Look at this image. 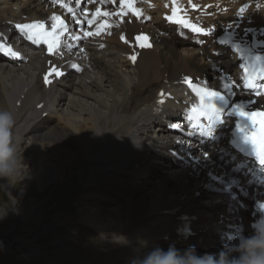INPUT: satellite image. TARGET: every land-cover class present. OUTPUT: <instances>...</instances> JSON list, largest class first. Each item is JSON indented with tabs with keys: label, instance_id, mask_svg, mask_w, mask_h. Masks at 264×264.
Segmentation results:
<instances>
[{
	"label": "bare ground",
	"instance_id": "1",
	"mask_svg": "<svg viewBox=\"0 0 264 264\" xmlns=\"http://www.w3.org/2000/svg\"><path fill=\"white\" fill-rule=\"evenodd\" d=\"M163 1L151 0L156 12L163 11ZM64 2L72 8L74 6L77 7L78 10L71 15L76 20L84 21L85 16L80 10L85 7L89 9L88 5L83 4L78 7L77 4L79 3H74L72 0H64ZM55 6L56 4L53 3V0H0V25L10 18H14L15 21L19 22L24 21L27 17L29 19L49 18L57 12L62 16H70L64 7H57L55 11H51L48 8H54ZM252 17L257 22L264 23V10L260 13L256 12ZM128 28L132 32L139 31L138 29H133L130 25H128ZM146 29L153 30L157 36L162 31H166L169 36H161L156 39L157 46L161 49V52L158 55L144 56L134 70H131L130 65L120 57V43L116 38L109 39L108 48L103 51H97L100 49L101 44H97L96 47L90 45V52L87 54L83 49H88V47L81 41H74L70 37L67 46L70 50L78 52V58L81 60L78 66L70 65L71 70L83 69L86 66H90L91 70L77 77L76 82L74 81L75 77L72 76L68 81L60 85L63 90L57 89L54 99L55 101L57 99L58 102H53L52 112L56 114L60 111L62 113L57 116L58 120L55 123H53V120H55L54 117L56 115L51 113L45 120H41L42 113H37L33 110L34 118H32L31 124L24 131L16 132V129L19 128L16 126L18 124L16 121H14L15 124L9 125V128L13 130L11 133H9L8 127L1 126L0 158L2 154H6L8 158L0 161V182L5 187V190L10 193H13L12 188L16 187L17 183H22L24 186L22 195L26 197L30 195V190L34 185L42 190L50 186L52 181H54L53 184L59 181L63 183L68 170L76 171L77 167H81L82 164L85 166L90 165L92 173L82 170V175L84 174L82 178H91V180L89 181L90 184L83 187L84 201H82L85 206L82 207L85 208L79 212L81 217L73 222L74 219L59 216L56 223L70 227L73 232L78 227L84 226L97 231L101 235H113L115 239L114 241H109V243L116 244V241H119L118 244L122 245L134 244L138 247L139 264H145L141 262L144 258L151 259V261L154 260L156 264H166L169 244L171 243H167V247L160 246L157 254H148L149 249L143 246L142 243L151 242L152 239L164 231L162 229H151L148 224L144 223V220L150 218L154 211V215H158L164 209L177 207L168 206L174 202V198L164 195L163 206L158 204L160 197L154 198L162 191L167 190L166 188L168 187L172 188V190H177L171 182L175 180L174 176H178V179L182 177L189 178L190 181L194 180L195 177L184 176L183 172L179 171L181 169L180 166L171 169L169 163L161 160L155 163L160 164L161 167L164 166L167 169H171V172L167 173L168 175L166 176H162V173L160 174L157 171L152 173L149 184H152V179L157 177L159 179L158 192L154 190L143 196L127 197V191L136 186L138 181L132 175V169L124 167V162L127 161L128 156L111 159L115 151L120 153L125 150V146L118 149L113 145L111 135L115 134L121 138H126L133 133L138 121L147 120L152 116L150 105H153L155 98H153L152 94H142L144 90L149 91V84L152 81L162 84L163 76L166 73H170L169 76L174 77L170 85L176 89L178 86L174 84L183 73L193 76L207 74L215 79L217 86H223L224 81L228 79L224 77V74L235 68V61L223 49L217 50L211 47L196 49L190 41L179 39L171 28L164 25L159 16L156 17L155 27L150 25ZM181 44L190 45L194 53H188L187 55L180 53L178 46ZM202 51H204L203 54H201ZM24 58L29 61V65L27 64L20 68H14L7 61L0 59V120L8 116L10 112L7 108V95L12 100L20 91V87H22L21 90L23 91L26 87L31 86V91L28 94V100L31 103H34L33 97L35 95L42 101L48 95V92L44 91L40 79L37 78L35 80V74L30 71V66L39 69V65H43L40 61V55L29 56L24 49ZM127 69L138 72L137 83H131L128 81L127 76L122 74ZM98 70H104L105 75L113 72L107 78L111 89L103 88L106 98L96 97V103H89V96L91 95L87 91L89 88L88 81L104 77L92 75L89 72ZM73 94L82 95L86 97V100H68V96ZM183 101V99L177 98L176 106H182L181 109H187L193 103L190 99L186 100L184 104ZM88 103L91 107L87 108ZM85 105L86 107L84 108ZM174 108L176 107L167 104L165 110L172 113L175 111ZM142 125L145 126L146 122H142ZM157 128V133L150 136L156 137L153 143L147 139L144 140V144L148 145L150 149L146 152L142 151V154L139 151L137 155L143 156L148 152L151 157L160 158L161 153L164 156L171 157L168 149L174 147L171 145L172 141L166 137H170V135L162 123ZM98 139L102 140V145L105 147L101 151H98L101 148ZM137 144L140 147L143 146L140 140ZM12 145H17L15 154L11 150ZM192 152L195 153V147ZM105 162L109 163L105 164ZM114 167H117V169L113 170L112 168ZM209 167L212 166L209 165ZM206 171L207 169L202 172L200 177H196L198 181H202L201 187L190 191L193 198L197 199L196 205L210 206L212 213L222 214L223 212L233 220L230 223H234L233 216L230 213L227 214L225 210L226 198L230 197L228 190L225 189V192L223 191L224 185L217 183L213 185L215 183L208 179ZM220 171L219 167L216 168L217 173ZM145 172V167L139 171L140 174H145ZM229 180L226 175L225 184H229ZM221 181L223 182V178H221ZM109 183H114L110 188V195L104 196L106 185ZM205 184L214 191L204 188L203 185ZM185 191H189V189L185 188ZM111 194L118 196L120 204ZM200 199L202 201L205 199L203 201L205 203H202ZM35 201L27 203L35 209L38 208ZM180 213L178 212V214ZM138 225L141 226L140 229L137 227ZM251 233L252 231L249 229L239 231L232 226L224 229H213L205 237V240L199 239L196 249L198 251L206 249L219 251L220 245L224 241L221 239L223 234H230L229 237L233 239L232 242L236 243L238 242L236 241L238 235L245 234L252 243L254 240ZM131 235L133 237L129 239L128 237ZM60 244L65 243L62 241ZM62 248L64 247L62 246ZM160 249L163 251H160ZM222 253L228 257L229 264H238L245 258L253 259L251 252L248 250L241 251L238 247L232 251ZM62 255L66 260L73 259L77 261L75 257L70 256L68 253H62Z\"/></svg>",
	"mask_w": 264,
	"mask_h": 264
},
{
	"label": "snow or ice",
	"instance_id": "2",
	"mask_svg": "<svg viewBox=\"0 0 264 264\" xmlns=\"http://www.w3.org/2000/svg\"><path fill=\"white\" fill-rule=\"evenodd\" d=\"M80 2L81 0H75V3ZM93 2L118 5L119 11L113 13L103 10L101 7H97L95 8L94 13L90 14L85 12L86 17L91 16V18L86 20L87 25L95 26V31L84 30L83 28L79 29L83 32V38L99 37L104 34L105 31L111 27L109 20L107 19L108 17L115 16L116 18H122L127 17L128 15H132L135 18L143 17V10L136 7V0H93ZM188 2L191 5L192 10H199L197 5L193 3V0H188ZM53 3L57 4V6H63L69 14H74L73 8L65 3L64 0H53ZM170 6L171 14H166L164 20L182 28L183 30H187L186 32H189L188 29L182 27V24L174 22L180 20L182 23H195L191 18L184 14L186 10L180 7V0H170ZM165 7H169V5L166 4ZM209 7H211V5H209ZM255 10L257 13L262 12V10H264V3H257ZM149 19H151V17H149ZM101 20L103 22H100ZM50 21L51 23L47 26L43 20L19 22L14 24V28L18 33H22L24 38H26V40L32 45H45L47 51L49 46L52 47L54 53L50 56L58 57L62 53V40L65 38L66 34L69 33V27L66 20L62 19L61 16L57 14H53L50 17ZM75 23L79 26L84 24L85 21L76 20ZM17 25H22L23 27H17ZM201 27L204 26L201 25ZM205 31H207V28H205ZM71 39L74 41H81L82 37L79 34H72ZM135 39L139 41V47L141 49H146L148 45L151 44V38L148 35H137ZM122 40L125 43L128 42L124 37H122ZM45 41L46 43H44ZM5 49L8 50L6 51ZM0 54L14 59H22V54L9 45H4V48H0ZM138 55L139 54L137 53L129 56V59L133 64L137 62ZM133 57L135 58L134 60L132 59ZM53 67L61 72L62 76L66 75V72L58 65L50 64L49 70ZM49 70L44 75L47 77V80L44 82L46 86H50L54 83L52 77H62L57 76V71H51L49 74ZM260 83L264 84V81H260ZM185 86L188 87L187 83ZM189 90L191 91V89ZM262 113H264V108H261L260 111L255 112V114L250 117L251 128L250 130L242 129L241 132L244 135V140L238 141L235 136H226L223 131L224 124L217 127L213 123L210 126L205 127V125L209 124V121L204 120L199 113L192 114L188 112L186 116L177 121L181 127L170 129V131L176 133L179 138L174 141L176 147L169 148L168 152L171 156L182 160L185 165H202L207 169L206 175L208 179L217 184L224 185L223 191L225 192V189L228 190L230 199L236 202L239 208L247 210L248 204L245 203V200L249 198L254 199L251 187L253 182H250L251 175L249 174L248 177H245L244 172L247 171V169L242 168L240 172H238L240 174L239 184L235 185L238 191L232 193L231 188L229 187L230 183L225 184V176L227 173L224 171V165L216 164V161L213 159V151L219 154V158L222 161L231 165V171L239 165L241 157L250 162V167L264 168V114ZM225 140H227L228 148H231V152H229L226 147L222 146V143ZM194 147L195 153L192 152ZM225 157H227L226 160ZM209 165L212 167H209ZM218 167L221 169L219 173L216 172V168ZM221 178H223V182L221 181ZM260 178L261 180H264V174H262ZM204 187L214 191L213 189L208 188L207 184H205ZM260 192L264 194V187H261ZM254 206L256 212H254L253 215H256V213L264 214V198L255 200ZM252 229L254 232L259 233L258 239L264 241V215L260 216L257 223L252 224ZM184 231L186 233L188 232L187 229H184Z\"/></svg>",
	"mask_w": 264,
	"mask_h": 264
},
{
	"label": "rangeland",
	"instance_id": "3",
	"mask_svg": "<svg viewBox=\"0 0 264 264\" xmlns=\"http://www.w3.org/2000/svg\"><path fill=\"white\" fill-rule=\"evenodd\" d=\"M82 170V166L77 167L76 171L68 170L63 183L59 181L53 184L52 181L50 186L42 190L34 185L30 195L26 197L22 195V183H17L12 188L13 193L5 190L1 184L0 264H80L78 262L84 260L80 255H84L86 260L87 257L91 258L88 260L90 264H129L132 261L128 249L116 248L115 245H110L114 243H106L107 237L91 228L78 227L73 232L70 227L56 223L59 216L74 219L73 222L81 217L79 212L85 205L79 191L82 186L90 184L91 180L90 178L85 181L82 178ZM114 198L120 204L118 196ZM29 201H35L38 208L33 209L27 203ZM62 241L65 244H60ZM62 253L73 257L76 254L79 257L75 258L78 262L75 263L73 259L66 260ZM127 255L130 260H127Z\"/></svg>",
	"mask_w": 264,
	"mask_h": 264
},
{
	"label": "clouds",
	"instance_id": "4",
	"mask_svg": "<svg viewBox=\"0 0 264 264\" xmlns=\"http://www.w3.org/2000/svg\"><path fill=\"white\" fill-rule=\"evenodd\" d=\"M256 247L255 242L245 245V248L250 252ZM259 247L264 248V244L259 245ZM160 251L163 250L160 249ZM167 256L166 264H229L228 257L223 253L219 254L218 257L213 253H199L195 246H190L188 249L183 250L182 255L181 250L177 249L175 244H169ZM150 264H156V261L153 260ZM238 264H264V256L258 259L245 258Z\"/></svg>",
	"mask_w": 264,
	"mask_h": 264
}]
</instances>
